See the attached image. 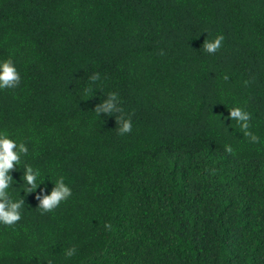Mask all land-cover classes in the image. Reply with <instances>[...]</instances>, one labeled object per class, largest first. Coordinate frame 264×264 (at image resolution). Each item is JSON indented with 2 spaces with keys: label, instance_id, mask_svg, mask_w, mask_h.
Segmentation results:
<instances>
[{
  "label": "trees",
  "instance_id": "obj_1",
  "mask_svg": "<svg viewBox=\"0 0 264 264\" xmlns=\"http://www.w3.org/2000/svg\"><path fill=\"white\" fill-rule=\"evenodd\" d=\"M9 57L22 79L0 90V130L43 184L12 188L23 217L0 225V264H264V0H0ZM111 92L127 135L95 113ZM60 177L72 197L41 214Z\"/></svg>",
  "mask_w": 264,
  "mask_h": 264
},
{
  "label": "clouds",
  "instance_id": "obj_2",
  "mask_svg": "<svg viewBox=\"0 0 264 264\" xmlns=\"http://www.w3.org/2000/svg\"><path fill=\"white\" fill-rule=\"evenodd\" d=\"M208 37V36H207ZM224 37L217 35L214 39H206L203 44V50L209 55H215L222 47ZM100 74H93L90 79V86L84 89V94H94L95 89L91 86L100 80ZM21 75L16 66V62L11 57L0 60V90L15 89L20 86ZM95 113L115 117L117 130L121 136L127 135L132 131V120L126 116L121 107L119 94L111 92L106 99L101 100L95 108ZM228 119L235 121L239 126L244 137L252 143H259V137L250 131L251 113L241 107H233L230 110ZM225 151L232 153L231 145H225ZM29 153L28 144L18 140L14 135L5 130H0V225L13 227L17 225L23 217L24 199L21 192L27 194L35 193L43 184L41 183L42 172L39 168H34L31 164H26L23 158ZM14 171L22 172L20 183L13 179ZM15 181V185H13ZM14 186L22 188L20 192L21 199H14L11 190ZM73 195L72 189L65 183L64 178H58L54 183V188L49 194L41 189L36 199L39 201L41 214H47L55 211L61 204L67 202ZM110 227V225H106ZM77 254L75 246L64 250L66 258H72ZM51 264V262H49Z\"/></svg>",
  "mask_w": 264,
  "mask_h": 264
}]
</instances>
